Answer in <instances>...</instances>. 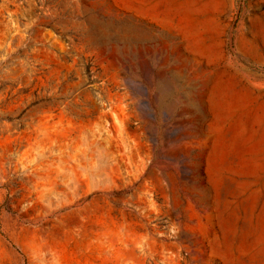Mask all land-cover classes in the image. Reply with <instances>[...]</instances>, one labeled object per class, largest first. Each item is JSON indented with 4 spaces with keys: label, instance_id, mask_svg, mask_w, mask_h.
<instances>
[{
    "label": "rangeland",
    "instance_id": "obj_1",
    "mask_svg": "<svg viewBox=\"0 0 264 264\" xmlns=\"http://www.w3.org/2000/svg\"><path fill=\"white\" fill-rule=\"evenodd\" d=\"M0 264H264V0H0Z\"/></svg>",
    "mask_w": 264,
    "mask_h": 264
}]
</instances>
